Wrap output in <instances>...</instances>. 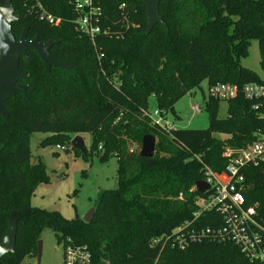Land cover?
<instances>
[{"label":"trees","instance_id":"obj_1","mask_svg":"<svg viewBox=\"0 0 264 264\" xmlns=\"http://www.w3.org/2000/svg\"><path fill=\"white\" fill-rule=\"evenodd\" d=\"M97 1L100 25L111 34L96 37L93 45L74 24L71 0H11L19 18L12 25L17 40L27 29L29 39L53 42L52 57L72 68L47 72L34 51L20 60L27 95L10 99L9 118L0 117V243L13 213L17 239L14 252L0 264L36 257L45 229L54 232L58 244L70 239L88 246L92 264H258L232 243L204 240L180 250L168 238L194 218L196 201L208 194L192 191L204 179V165L222 173L226 145L242 149L264 134V99L240 94L227 101V116L220 118L221 101L207 97L204 130L167 131L149 117V103L154 98L157 110L175 116L176 103L204 81L208 87L263 84L264 78L240 60L257 40L264 72V0H162L164 24L151 32L141 0ZM39 6L57 20L54 25L40 19ZM37 132L50 135L41 145L67 150L74 136L87 133L101 162L117 158V188L98 194L91 223L31 206L34 189L48 178L41 161L31 163L29 141ZM149 134L157 140L156 150L145 159L131 147L141 146ZM244 175L246 206L257 205L264 224V162L246 168ZM221 223L210 211L195 225ZM157 238L167 241L162 250L149 247Z\"/></svg>","mask_w":264,"mask_h":264},{"label":"built area","instance_id":"obj_2","mask_svg":"<svg viewBox=\"0 0 264 264\" xmlns=\"http://www.w3.org/2000/svg\"><path fill=\"white\" fill-rule=\"evenodd\" d=\"M71 5L76 13L75 26L91 40L93 45H95L96 37L111 34L108 27L103 28L100 25L103 12L97 0H71ZM123 8L124 5L121 6V9ZM38 12L40 19L48 24L54 25L57 22L42 6H39ZM240 94L248 99H264V83L250 84L243 88L222 83L208 87V97L218 101L227 102ZM194 111L200 113L201 109L195 106ZM149 117L155 125L167 131L174 129L173 125L164 121L163 114L159 110L149 113ZM222 156L227 162L222 173H215L204 165L205 173L202 181L208 183L210 188L205 192L208 193L205 198L196 201L199 209L194 214V218L175 229L168 239L173 248L180 250L204 240L214 243H232L251 262L264 264V224L259 220L258 206H246L243 194L244 170L264 162V134L242 149L226 145ZM195 190L194 186L192 191ZM210 211H214L221 217V225L214 228L197 227L196 220L203 213ZM166 243L164 238H157L151 241L149 247L151 249L158 247L162 250ZM61 245L64 250V264H92V255L88 246L76 245L70 239Z\"/></svg>","mask_w":264,"mask_h":264},{"label":"rangeland","instance_id":"obj_3","mask_svg":"<svg viewBox=\"0 0 264 264\" xmlns=\"http://www.w3.org/2000/svg\"><path fill=\"white\" fill-rule=\"evenodd\" d=\"M260 62L259 43L257 40H253L248 55L240 60V64L264 78ZM207 97L208 84L204 81L200 89H196L194 93L184 96L176 103L175 116L172 114L163 115L164 121L176 129H206L209 124ZM195 106L201 109L200 113L194 111ZM156 110V101L151 98L149 113L152 114ZM226 116L227 102L221 101L219 117L226 118ZM49 136L37 132L30 137L31 163L36 164L41 161L45 165L48 176L34 189L30 204L32 207L46 212H57L67 220L83 219L94 208L97 196L101 191L117 188L118 160L116 157H111L108 161L101 162L99 153L91 151L92 136L90 134L78 135L84 142L86 155L79 154L71 148L72 146L67 150L65 146L57 147L55 144L41 145ZM218 138L225 139L226 136L218 135ZM131 149L140 153L141 146L132 145ZM39 241L42 243L40 262L36 256L26 258L22 264H64L63 246L61 243L58 244L51 229L43 230Z\"/></svg>","mask_w":264,"mask_h":264},{"label":"water","instance_id":"obj_4","mask_svg":"<svg viewBox=\"0 0 264 264\" xmlns=\"http://www.w3.org/2000/svg\"><path fill=\"white\" fill-rule=\"evenodd\" d=\"M146 7L147 29L151 32L157 24H164L160 15V4L162 0H141ZM19 18L15 15V9L11 0H7L4 6L0 5V117L9 118V111L6 104L10 99L19 94L27 95V87L20 83L27 78V75L20 69V60H28V52H36L42 60L47 72L52 68L63 70L71 69L67 63L56 60L50 54L54 45L53 42L42 43L38 38L29 39L27 29H25L17 40L13 33L12 25L17 23ZM71 146L86 155V149L82 138L78 135L71 141ZM156 150V139L153 135H145L142 139L140 157L150 159L154 156ZM196 191L200 194L209 190L210 185L205 181H199L195 184ZM95 214V208H92L84 217L85 223H91ZM18 219L13 213L9 219L8 229L3 241L0 243V262L1 259L14 252L17 239ZM42 256V243L38 242L37 258L40 262Z\"/></svg>","mask_w":264,"mask_h":264}]
</instances>
